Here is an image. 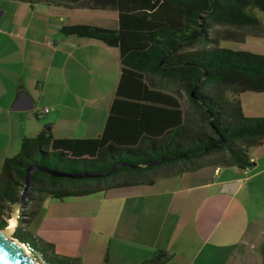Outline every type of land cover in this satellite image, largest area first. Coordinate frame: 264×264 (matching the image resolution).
Masks as SVG:
<instances>
[{"label": "crops", "instance_id": "1", "mask_svg": "<svg viewBox=\"0 0 264 264\" xmlns=\"http://www.w3.org/2000/svg\"><path fill=\"white\" fill-rule=\"evenodd\" d=\"M0 11L1 172L3 162L18 154L21 140L45 127L57 140L99 136L120 63L118 49L59 32L76 25L116 30L115 10L0 0ZM20 94L32 109L12 110ZM236 99L245 118L264 117V93L245 92ZM45 109L49 112L42 114ZM248 158L246 170L209 164L152 185L111 188L96 194L102 199L93 217L44 218L39 228L45 224L46 230L56 228L72 238L63 245L51 241L69 264H143L157 252L168 255L165 264H263L264 145L250 149ZM39 199L28 206L35 215L27 226L39 214ZM9 207L0 202V226L10 217ZM80 230L96 233L79 240Z\"/></svg>", "mask_w": 264, "mask_h": 264}, {"label": "trees", "instance_id": "2", "mask_svg": "<svg viewBox=\"0 0 264 264\" xmlns=\"http://www.w3.org/2000/svg\"><path fill=\"white\" fill-rule=\"evenodd\" d=\"M31 1L117 11L116 30L76 25L59 32L118 49L120 77L96 138L57 140L43 131L21 140L18 154L6 159L0 172V202L10 205L8 212L19 200L29 166L77 176L125 165L93 179L53 178L35 171L30 202L44 194L63 201L115 187L152 185L209 164L250 167L248 151L264 145V117L245 118L236 97L264 93V55L195 46L213 43L208 33L216 27L254 28L264 34V0ZM157 80L177 84L190 107L183 109L176 97L157 87ZM210 154L222 157L201 162ZM30 202L19 214L13 238L41 255L44 264H69L47 255L49 246L22 231L35 215L28 209ZM168 259L157 252L143 264H165Z\"/></svg>", "mask_w": 264, "mask_h": 264}, {"label": "rangeland", "instance_id": "3", "mask_svg": "<svg viewBox=\"0 0 264 264\" xmlns=\"http://www.w3.org/2000/svg\"><path fill=\"white\" fill-rule=\"evenodd\" d=\"M255 15L262 19L261 15L255 13ZM209 38H213L214 42L207 45H196L195 49H202L203 47L207 48H218L223 50H229L232 52H241V53H251L256 55H264V34L254 28H234V27H221V28H214L213 30L209 31L208 33ZM157 87L163 89L164 92L176 97L183 109H188L190 107L186 96L182 93L180 87L172 82H163V81H156ZM227 94V93H226ZM197 117V116H196ZM222 155L217 154H210L204 157L201 162L203 163H212L217 161L221 158ZM87 182H94V181H87ZM82 183V182H81ZM102 199L101 195H92L85 198L80 199H66L62 202L53 200L47 197L45 194L41 195V202L39 203L38 211L39 214L36 219L33 221L32 226H25L23 232H26L30 235H33L34 238L39 239L42 244L52 246L53 249L51 250L53 254L50 257H58L61 260L63 250L61 246L58 244L57 246H53L51 241L54 243H61L62 245L65 243H71L72 238H66L64 233L60 232L58 229L55 228V231L46 230L43 224L39 228V224L42 222L44 218L50 219H59L58 216H72L75 214L83 215L85 217H93L94 214H97V210L99 207L98 200ZM57 217V218H55ZM94 220V219H88ZM11 220L6 221V226H10ZM15 225V221H14ZM7 227V228H8ZM14 228V226H13ZM81 231V230H80ZM89 231V230H87ZM79 232L76 236L79 240H83L86 237H92L96 232ZM46 240V241H45ZM65 251L69 252L70 250L63 247ZM35 264L38 260L34 259Z\"/></svg>", "mask_w": 264, "mask_h": 264}, {"label": "water", "instance_id": "4", "mask_svg": "<svg viewBox=\"0 0 264 264\" xmlns=\"http://www.w3.org/2000/svg\"><path fill=\"white\" fill-rule=\"evenodd\" d=\"M2 16V12L0 11V17ZM26 103V96L24 94H20L12 110H19V109H32L33 104L29 106H24ZM25 107V108H24ZM45 130L49 132L50 128L45 127ZM119 166H125L124 164H119L109 171L103 174H93V175H63L58 174L54 171L47 170L45 168L37 167V166H29L25 170V176L22 186L20 187L21 192L19 193V200L12 206V210L10 212L9 221L15 217V227L12 234L15 232L16 227L19 225V214L21 211L25 210L27 204L30 202L29 194L33 191V180L32 175L35 171L47 174L53 178H70V179H81V178H102L111 175L115 169ZM9 225V224H8ZM8 225L0 229V264H31V261L34 263L33 257L30 255L28 258L25 254V251L22 247L15 245L13 241L16 239L13 238L12 234L10 236L6 235L5 229ZM18 241V240H17ZM19 242V241H18ZM24 246L23 243H21ZM25 247V246H24Z\"/></svg>", "mask_w": 264, "mask_h": 264}, {"label": "bare ground", "instance_id": "5", "mask_svg": "<svg viewBox=\"0 0 264 264\" xmlns=\"http://www.w3.org/2000/svg\"><path fill=\"white\" fill-rule=\"evenodd\" d=\"M14 221H15V217L13 218V219H11V222H10V226L8 227V228H6L5 229V232H6V235L7 236H10V234H12V232H13V230H14V228H13V226L15 227V225H16V223H15V225H14ZM14 242V244L15 245H18L19 244V246L20 247H22L23 248V250L25 251V255L28 257V258H30V255L33 257V260L35 259H37L38 260V262H36L37 264H44V262H43V260H42V257H41V255H35L34 254V252L32 251V249H30L27 245H25L24 244V246H22L21 245V243L20 242H18L17 240H15V241H13ZM30 254V255H29ZM31 264H35V262L33 263L32 261H31Z\"/></svg>", "mask_w": 264, "mask_h": 264}, {"label": "built area", "instance_id": "6", "mask_svg": "<svg viewBox=\"0 0 264 264\" xmlns=\"http://www.w3.org/2000/svg\"><path fill=\"white\" fill-rule=\"evenodd\" d=\"M49 112V110L48 109H45V110H43V112H42V114H47ZM42 114L40 115V117L42 116ZM247 169V168H246ZM245 169V170H246Z\"/></svg>", "mask_w": 264, "mask_h": 264}, {"label": "flooded vegetation", "instance_id": "7", "mask_svg": "<svg viewBox=\"0 0 264 264\" xmlns=\"http://www.w3.org/2000/svg\"><path fill=\"white\" fill-rule=\"evenodd\" d=\"M29 204V203H28Z\"/></svg>", "mask_w": 264, "mask_h": 264}]
</instances>
